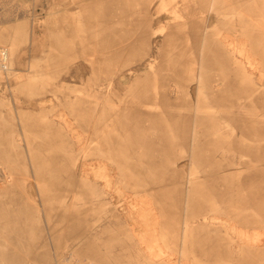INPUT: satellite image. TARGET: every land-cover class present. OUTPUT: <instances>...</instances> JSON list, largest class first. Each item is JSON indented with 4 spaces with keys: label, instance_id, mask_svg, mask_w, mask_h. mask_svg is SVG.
Returning a JSON list of instances; mask_svg holds the SVG:
<instances>
[{
    "label": "rangeland",
    "instance_id": "rangeland-1",
    "mask_svg": "<svg viewBox=\"0 0 264 264\" xmlns=\"http://www.w3.org/2000/svg\"><path fill=\"white\" fill-rule=\"evenodd\" d=\"M236 1L246 5L251 0L222 4ZM85 2L90 6L86 19L91 25L86 46L84 50L71 46L63 56L58 33L68 14L61 6L57 11V7L62 4L76 11L83 2L0 0V210H6L0 220V264H45L38 254L61 259L60 263L64 256L73 255L67 262L84 264L88 260L85 250L93 246L101 248L112 264H264V188L252 187V179L264 180V157L260 158L259 149L264 140L249 137L253 135L249 128L252 117H257L253 113L264 119L263 107L254 108L264 102V51H250L258 60L254 69L248 66L255 83L230 61L207 63L206 85L222 95L220 100L215 99L213 110L217 117L229 120L227 135L219 144L205 140L200 137L205 125L199 124V140L192 146V105L188 108L187 103L192 104L190 97L197 101V83L190 81L189 54L185 53L184 70L178 74L175 64L180 62L179 57L169 55L185 46L186 36L177 24L183 18L172 17L175 2L182 14L186 13L185 0H164L163 4L161 0ZM150 16L152 23L147 21ZM217 21L222 23L213 16L208 23ZM20 25L16 34L15 28ZM110 27L116 41L121 38L129 44L127 52L110 62H93V71L88 59L95 61L101 55L106 45L102 41L109 36L105 31ZM222 31L230 30L223 26ZM141 37L149 39L144 43ZM5 62L13 63L16 70L2 67ZM79 73L82 77L77 76ZM170 83L180 89L182 105L174 107L176 117L169 114V129L165 128L168 132L161 139L157 137L164 134L155 124L151 102H164L166 93H172ZM66 86L81 91L70 92ZM161 87L167 88L165 95ZM129 105L139 108L131 112L121 108ZM18 130L24 134L26 148L16 145ZM158 139L163 143L160 147ZM4 146L13 152L9 157L1 154ZM22 150H27L25 157ZM160 150L169 153L163 155ZM42 154L50 161L47 166L54 167L62 177L61 183L50 186L49 194L43 193L38 184L41 181L47 185L45 176L37 178L31 170L38 166L33 160L41 159ZM204 156L210 164L203 162ZM76 160L79 177L78 170L74 171ZM221 164L225 169L214 173L216 179L208 168L218 169ZM8 166L13 167V175L5 182ZM101 169L111 176V185L105 186ZM73 176L79 179L76 183ZM223 179L225 182H220ZM23 181L35 199L28 196ZM13 183L19 187H11ZM218 188L227 189L226 194L216 192ZM187 190L196 191L200 198L204 195L205 201H200L203 209L189 207ZM77 194L82 204L71 203L70 199L77 200ZM64 197L68 203L61 202ZM110 200L132 209L135 219H118ZM129 202L138 204L133 209ZM11 213L24 216L26 231L20 242L8 232L11 223H5ZM204 214L210 218V225L201 228ZM184 215H193L195 220L181 238ZM13 226L20 230V224ZM206 233L219 243L206 245ZM218 244L222 246L219 250ZM12 254L20 259H12Z\"/></svg>",
    "mask_w": 264,
    "mask_h": 264
},
{
    "label": "bare ground",
    "instance_id": "bare-ground-1",
    "mask_svg": "<svg viewBox=\"0 0 264 264\" xmlns=\"http://www.w3.org/2000/svg\"><path fill=\"white\" fill-rule=\"evenodd\" d=\"M109 1L112 4L114 3V0H109ZM163 1L164 0H161V4L164 3ZM223 1H227V0H185V6L182 5V6H184V10L186 12L184 15L181 12L182 9L180 7H178V5H177L178 2L177 3L175 2L174 6L172 7L173 19L183 18L181 21L179 20L177 22V24L183 28L182 33L184 36H186L185 43H184L185 46L182 49L177 50V51L172 50L169 54L170 58L179 57L178 61H180V62L178 64H175L178 66V70L175 71V74H178L184 70L183 63H185V60H184V58L186 57L185 53L189 54V56L187 58L189 61V64H187V65H189V73H190L189 75L191 77L190 81H195L197 83V85H196L197 101H195V97H190L189 101L192 104L187 103L188 108L192 105L191 106L192 109L189 111L190 113L193 114V118L191 119L192 124H191V129H190V133H191L190 142H191L192 146L195 145L194 144L195 141L199 140L197 135H196L197 125H199V124L205 125V129H203L202 132L200 133V137L205 138V140H213L214 142L219 144L220 140H224L223 136L227 135V133L225 132V127H226V125H228L229 120L226 117H223L221 115L219 117H217L216 116L217 111L213 110L216 107V104L214 103L215 99H217L219 97V100H220L222 98L221 97L222 95L216 94L217 89H215L214 87H209L206 85L207 73H206L205 69H206L207 63H209V62L210 63H217V62H220L223 60H226V62L230 61L231 63H234L237 65V67H238V69L242 75L248 77V79L250 81L255 83V80L253 78V73L250 72V70L248 69V66L251 65L252 67L253 66L256 67V63H258V60L253 55L250 54V51H253V52H256V51L257 52H263L264 51V0H251L246 5H243L242 3H240V2L238 3V1H236L235 3L233 2L234 5L232 3V5H228V6L223 5L222 4ZM74 2L79 3V4L81 2H83L82 4H80L81 5L80 9L75 11L74 9H70V7H67L66 5H62V4H59L57 7V11L59 10V8L61 6L64 13L66 15L68 14V16H66V18L64 20V23L61 27V30L58 33L59 43L62 47L63 56H65L66 52L69 50V48L71 46L76 45L79 47V49L84 50V48L86 46L85 43H86L87 30H88V27L89 28L91 27L90 22L88 21V23H87V19H86L89 17V14H86V10H88L90 6L88 4H86L85 0L84 1L83 0H74ZM211 14H214L213 16H217L219 18V20H222V23L220 21H219V23L217 21V22L213 23L212 25L210 23H208L210 18L213 17V16H211ZM146 20H145V22H147V21L149 23L153 22V18L151 16L148 17L147 21ZM21 26L22 25L16 26V28H15L16 34L18 31H20ZM223 26L228 28L230 31L229 32H223L222 31ZM96 33H98V32H96ZM105 33H108L109 36L106 40L102 41L103 42L102 44L103 45L106 44V45L101 49V55H99L97 57V59L95 58V61L91 58L88 59L90 63L92 62L93 71L96 69V66L94 65V63H96V61H98V63H100L102 61H104V62L109 61L110 62L114 58L118 57L121 53H124V52L126 53L127 52V46H129V44L123 42L121 38H119L120 41H116L117 39H115L112 36L113 34H112L111 27L109 28V30H106ZM148 39L149 38H147V37H141V40L144 43L147 42ZM115 43H118L119 45H114ZM115 46H118V47L115 49L114 48ZM180 52H183V53L180 54ZM95 56H97V55H95ZM12 64H11V62H9L7 64L5 62L2 67L12 71V68H13ZM32 67L33 66L30 65V68H32ZM254 67H253V69H254ZM150 68L152 69L153 65H151ZM13 70L15 71L16 69L13 68ZM77 76L82 77V74L79 73V74H77ZM170 84L173 86L171 89L172 93H170L171 95L169 96V94L166 93V96H164L165 97L164 102H161L158 99H155L153 102H151V105L154 106L155 111L149 110L156 115L155 124L159 125L158 128L160 131H162L161 134H164L163 136L157 137V138H161V139L164 138V136L168 132V131L167 132L165 131V128H167L166 126L168 124H170V122H171V116L169 114H171L172 116H175V114L172 112H174L177 108H174V107L175 106L181 107V105H182L181 104L182 100L180 99V96H179L180 89L176 86V83H170ZM108 85H110V84H108ZM260 86H262V84ZM66 88L69 89L70 92H74V91L80 92L81 91V88H78V87L74 88L71 86H66ZM258 88H259V86L255 87L256 90ZM166 89H167L166 87H161V90L163 91V95H165ZM262 100H263V98H262ZM263 104H264V102L261 104H259V103L255 104L254 108H259L261 105V108L263 107V109H264ZM121 108L123 110H125L126 112H131V111L139 108V106L138 105H133V106L129 105V106H123ZM253 114L257 117H254V118L252 117V120H253L252 125H250V123H248L250 125L249 128H251L252 132H253V135L249 136V137L252 140L256 139L257 141L260 142V141L264 140V119L259 117L260 114L258 112H254ZM165 117H167V118H165ZM173 121H175L174 118H173ZM242 121L246 122L245 118H243ZM189 123H190V120H189ZM189 123H188V126H189ZM171 128H170V131H172V129H173V128L172 129ZM167 129H169V128H167ZM15 139L17 142L16 145H18L19 148L23 149L25 147V145H24V143H22L24 141V134H23L22 130H18ZM160 145L162 146L163 143H160L159 139H158L157 147H160ZM206 147H208V146L206 145ZM259 149L262 150L261 151L262 155H260V158L264 157V146L259 147ZM160 151L162 152L163 155H167L169 153V151H164V150H160ZM1 152H2L1 153L2 156L4 154L7 157L12 155V153H13V152H11V148L6 147V146H4V148L1 149ZM21 153H23L24 157H25L27 150H22ZM21 153L17 152L16 155H21ZM78 155H80V152ZM40 158L41 159H39V160H35V161L33 160V162L38 164V166H37V168H33L31 170L34 172V174L37 178H39V177L43 178V176H45L44 179L47 182L46 183L47 185H44V183H42L41 181L38 182V184L40 183V187H41L40 189L43 191V193L45 192V193L49 194L51 192L50 186L54 187L58 183H61L62 177H61V174L55 172L56 169L54 167L47 166V163L50 161L48 159H46L43 154L41 155ZM203 162L206 165H208L211 163V160L209 158H207L206 156H204ZM78 163L79 162H77V160L74 162V165H75L74 171L78 170V173L76 175L79 177L80 176L79 173L81 171H80V168H78ZM230 164H235V163L232 162ZM132 166H133V168H135L136 167L135 163H133ZM224 169H225V167L222 164L219 166L218 169H215V168L210 166L208 168V172H209V174L213 175L216 179H218V177H216L214 175V173H216V171L221 172ZM4 171L6 172L5 173L6 177H4V181L8 182V178L13 175V167L8 166V168H6ZM99 174H101L102 176H104L106 178L105 186L111 185V180H110L111 176L110 175H109L110 177L108 175H106V173L103 172V169H101L99 171ZM77 176H73V182L74 183H76V181L79 180ZM196 177H197V175H196ZM223 177L226 180L227 174L223 175ZM224 179L221 181L219 180V181L224 183L225 182ZM96 180H98V179H96ZM176 183H178L179 186L181 185V182L179 181V179L176 181ZM11 187H13L14 189H17L19 187V185L17 187V185H15L13 183V184H11ZM23 187L26 191H28V193H29L28 196L30 198L35 199V197L29 192L28 184L26 181H23ZM178 187L176 189H177V191H180V189ZM252 187H254V188L262 187V190H263L264 180L252 179ZM218 190L222 194H226V192H227V189L218 188V189H216V192ZM180 194L181 193H178L175 196V198H174L175 201L178 200ZM186 195L187 196H186L185 201L187 202V204L189 205L190 208H195V209H199V210L204 208V203L201 204V202H200L201 200L205 201L206 198H204V195H202L203 197L200 198L197 195L196 191L190 193L188 190H187ZM119 196H122V195L120 194ZM205 196L207 197V195H205ZM76 197H77V200H75V197L70 199L71 203L82 204L81 203V199H82L81 195L79 196V194H77ZM61 202L62 203H68L69 199L67 197H64L61 199ZM109 203L115 205V206H112L113 207L112 210H114L116 212V217L118 219L123 218V220H125L126 222H128V220H134L135 219L133 217L132 209H129V208L126 209L125 207L121 206L122 202H120V204L119 203L117 204V203H114L113 201L110 200ZM137 204H138L137 202H135V203L129 202V205L130 206L132 205L133 209L136 208ZM5 213H6L5 209L0 210V220H2L4 218ZM75 218H78V215ZM208 218L209 217L204 214L202 216V220H201L199 227L203 228V227L210 225V221L208 220ZM193 220H195V217L193 215H191L188 218H186L185 215L183 216V218L181 219V225H183V227H182L183 233L181 232V238H182V235L186 233V231L188 229L187 227L189 226V224ZM5 223L7 226L9 225V223H11V228L8 227L10 229V230H8V232H9L10 236H12V238L15 242H20L22 240L20 236L24 235V230H25V228H24L25 227L24 216H22L21 213L20 214L19 213H11V214H9V217L6 219ZM13 224H17V225L20 224L21 225L20 230L14 229L13 227H15V226H13ZM146 226H149V225H146ZM137 228L138 227L136 226V229ZM232 231L228 232V235L230 236V238L234 237ZM137 233L139 235L142 234V232H140L138 229H137ZM247 235L248 234H246V236ZM203 238H204V243L206 245H209L210 243H212L214 246L215 243L216 244L219 243V241L216 238L210 236L209 233H206L203 236ZM169 240H170V238H169ZM221 247L222 246L218 244L217 250H219ZM162 250H164V249H162ZM85 254H86V257L88 260L84 264H112L109 256L102 254L101 248H99L97 246H93V247H90V249L85 250ZM36 256L42 257L45 264H50V263L51 264H54V263H56V264H73L72 262H67V260L70 258L69 256H64L62 258L61 263H60L61 259L51 260L52 258L43 256V255H39V254ZM10 257L12 259H20V256H18L17 254H12V255H10ZM72 258H73V255L71 256L70 259H72Z\"/></svg>",
    "mask_w": 264,
    "mask_h": 264
}]
</instances>
